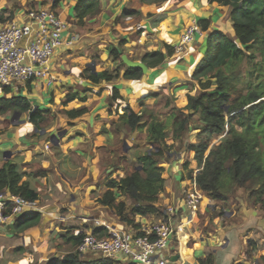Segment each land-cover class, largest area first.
I'll list each match as a JSON object with an SVG mask.
<instances>
[{"label": "crops", "instance_id": "crops-1", "mask_svg": "<svg viewBox=\"0 0 264 264\" xmlns=\"http://www.w3.org/2000/svg\"><path fill=\"white\" fill-rule=\"evenodd\" d=\"M81 1L0 0V30L11 22L26 23L29 9L45 8L54 10L67 23L66 38H78L72 48H63L54 55L48 77L0 87V99L25 98L31 111L38 110L43 117L32 122L31 111L0 115V167L8 161L15 164L31 189L39 194V208L22 217L38 214L36 222L29 220L28 227L14 231L12 227L22 219L16 218L14 223L0 229V264L63 261L73 253L71 250L76 252L67 237L95 232L106 236L111 230L142 232L164 220H169L174 228L165 253L169 260L177 258L173 264H264L261 261L264 233L247 220L263 218L264 208L256 212L243 206L237 212H223L192 181L198 165L195 153L186 147L199 143L197 134L204 125L198 117L180 139L166 140L169 146H175L176 156L172 152L159 158L165 168L166 188L155 207L163 212L162 216L135 214L134 202L121 197L128 223L98 202L108 191L107 184L122 179L137 151L147 147L145 132L133 131L128 126L117 130L120 114L127 108L140 114L144 108L160 103L170 114L175 108H185L186 93H199L192 77L207 52L209 36L220 31L236 38L232 9L210 4L208 0H169L156 4L143 0H97L95 13L80 24L76 6ZM125 11L135 15L123 17ZM201 21L209 23L208 29L178 50L186 28ZM165 46L174 48V54L166 56L161 67L148 68L140 80L125 79L127 66L111 55L117 50L122 56L142 62L146 53H165ZM92 64L95 70L89 67ZM86 69L95 73L118 71L119 77L94 85L85 78ZM88 89L92 92L86 94ZM114 89L118 91L117 100L113 99ZM72 94L88 99L68 102ZM71 111L84 113L70 117L67 112ZM54 137L55 144L51 143ZM219 142H213L212 146ZM126 144H131L132 149L128 150ZM185 165L187 171L183 169ZM184 191L201 198V207L194 215L183 203ZM169 208L176 212L167 218L164 212ZM242 223L247 225L241 233L242 249L226 253L232 230ZM221 255L223 258L219 260ZM104 259L96 253L80 256L85 263ZM110 260L114 264H129L121 255Z\"/></svg>", "mask_w": 264, "mask_h": 264}, {"label": "trees", "instance_id": "trees-1", "mask_svg": "<svg viewBox=\"0 0 264 264\" xmlns=\"http://www.w3.org/2000/svg\"><path fill=\"white\" fill-rule=\"evenodd\" d=\"M146 4L162 3L169 0H143ZM210 4L232 9L235 39L216 31L208 38V49L197 66L193 80L197 82L199 93H186L187 105L174 112L167 120L161 121L153 114L147 120L146 110L140 114L130 108L120 114L117 130L128 126L133 131L147 134L148 148L137 157L142 169L135 166L125 172L120 180H111L107 184L108 191L98 200L99 204L114 210L123 221L126 217L124 199H131L138 215H163L155 207L159 196L164 193L166 180L165 168L160 165L159 158L170 155L174 146L166 140L172 137L180 139L187 131L194 117L204 126L197 134L198 144L187 145L188 151L195 153L198 173L192 178L204 195L212 201H228L238 189L250 192L255 205L264 207V0H208ZM97 10V0H82L76 6V17L82 24L84 19ZM135 15L125 11L123 17ZM202 30L208 29L207 21L199 22ZM166 52L154 51L146 53L142 62L149 68H159L166 62V56H172L175 49L165 46ZM115 60L122 61V54L117 50L111 52ZM85 78L92 84L110 82L119 77V72L95 73L85 70ZM141 69H127L124 78L140 80ZM88 89L86 94L91 93ZM119 97L113 90V99ZM86 101L78 94L68 97V102ZM9 111L27 113L31 105L25 98L0 99V115ZM84 112H67L70 117H77ZM32 122L41 121L42 114L38 110L30 112ZM171 126V128H170ZM172 129V134L168 130ZM215 140L220 141L212 146ZM188 170V165L183 168ZM15 164L8 161L0 167V193L8 192L14 196L37 201L39 194L31 189ZM39 215L31 213L12 227L14 231L28 227V221L36 222ZM96 234V232H95ZM84 236L66 238L77 247ZM208 261H211L209 259ZM264 263V256L261 257ZM51 264H114L110 259L95 263H85L76 252L69 253L63 261Z\"/></svg>", "mask_w": 264, "mask_h": 264}, {"label": "built area", "instance_id": "built-area-1", "mask_svg": "<svg viewBox=\"0 0 264 264\" xmlns=\"http://www.w3.org/2000/svg\"><path fill=\"white\" fill-rule=\"evenodd\" d=\"M26 16V23L11 22L0 30V87L48 77L54 55L77 43L76 36L66 38L68 25L54 10L29 9ZM201 32L197 23L187 27L178 50L193 43ZM183 203L194 215L201 207V198L193 192L184 191ZM38 208L37 201L8 192L0 193V229ZM175 212L169 208L164 216L168 218ZM173 235L174 228L169 220L153 224L142 232L111 230L106 236L89 233L76 247V253L80 256L96 253L105 259L121 255L129 264H173L165 256Z\"/></svg>", "mask_w": 264, "mask_h": 264}, {"label": "rangeland", "instance_id": "rangeland-1", "mask_svg": "<svg viewBox=\"0 0 264 264\" xmlns=\"http://www.w3.org/2000/svg\"><path fill=\"white\" fill-rule=\"evenodd\" d=\"M145 110L147 112L146 117H145V120L148 119L149 114H153L155 117L159 118L161 121L167 122L168 118L174 112H177V110H181V109L180 108H175L173 110V112L170 114L168 110H164L163 103H160V104H156L155 106H150L148 108H144V111ZM193 120H196L195 117L193 118ZM170 128H171V126H170ZM170 128L168 130V134L169 135L172 134V129H170ZM215 141H218V140H215ZM215 141H214V143H215ZM126 145L128 147V150L129 149H132L131 144H126ZM147 148H148V145H147L146 148L142 147L140 150L137 151L136 157L131 161L130 166H135L136 167V165H132L133 162H134V160L137 161V157L140 154H142ZM175 151H176V148L174 146L173 157H175L176 154L178 153V152H175ZM165 156H167V155H165ZM216 202H217L218 207H220V209L223 212L226 211V210H235V212H237L238 210H240L241 208H243V206H246L250 210H255L256 212L257 211H260V208H264L262 205H255L254 199L251 198V196H250V192L247 191V190H244V189H238L237 192H236V194L234 196H232L230 198V200H228V201H224V202L223 201H221V202L220 201H216ZM258 206H260V207H258ZM247 220H250V222L248 224H252V226H258L259 228L262 229V231L264 233V217L263 218H260V219L259 218H256V217H248ZM246 227H247L246 223H242V224H239V226H237L236 228H234L232 230V234L229 237V239L231 241V244L226 249V253H230V252L238 253L239 250L242 249L241 233L246 229ZM263 250H264V247H263ZM263 250H262V253H263ZM71 251H73V253H74V250H71ZM222 258H223V255H221L219 257V260L222 259Z\"/></svg>", "mask_w": 264, "mask_h": 264}, {"label": "water", "instance_id": "water-1", "mask_svg": "<svg viewBox=\"0 0 264 264\" xmlns=\"http://www.w3.org/2000/svg\"><path fill=\"white\" fill-rule=\"evenodd\" d=\"M122 62L129 69H141L143 71V74H147V72H148V67L143 62L133 61V60L129 59L128 56H126V55H123L122 56ZM94 66L95 65L92 64L89 67H91L92 70H95V67ZM54 139H56V138L55 137L54 138H51V143H53V144H55ZM132 165H136V167L138 169H140V170L142 169L141 164L138 161H136V160H134V162H133ZM170 261L173 262V263H175L177 261V258H171Z\"/></svg>", "mask_w": 264, "mask_h": 264}]
</instances>
